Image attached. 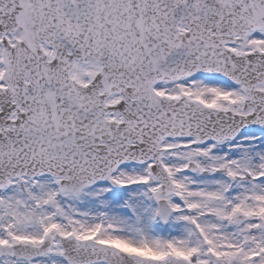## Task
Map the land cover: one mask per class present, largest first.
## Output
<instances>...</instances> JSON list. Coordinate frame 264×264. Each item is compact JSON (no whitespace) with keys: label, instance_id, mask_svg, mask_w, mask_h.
I'll return each instance as SVG.
<instances>
[{"label":"snow or ice","instance_id":"6c2138e0","mask_svg":"<svg viewBox=\"0 0 264 264\" xmlns=\"http://www.w3.org/2000/svg\"><path fill=\"white\" fill-rule=\"evenodd\" d=\"M0 264H264V0H0Z\"/></svg>","mask_w":264,"mask_h":264}]
</instances>
